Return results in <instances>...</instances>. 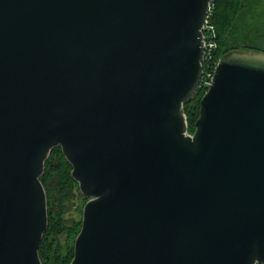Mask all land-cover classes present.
I'll return each instance as SVG.
<instances>
[{"label": "water", "instance_id": "obj_1", "mask_svg": "<svg viewBox=\"0 0 264 264\" xmlns=\"http://www.w3.org/2000/svg\"><path fill=\"white\" fill-rule=\"evenodd\" d=\"M212 0H0V264H43L61 147L88 198L70 264H264V50Z\"/></svg>", "mask_w": 264, "mask_h": 264}, {"label": "trees", "instance_id": "obj_2", "mask_svg": "<svg viewBox=\"0 0 264 264\" xmlns=\"http://www.w3.org/2000/svg\"><path fill=\"white\" fill-rule=\"evenodd\" d=\"M264 0H212L210 23L216 31L217 47L211 58L204 61V76L195 98L185 104L189 130H195L200 101L208 86L209 73L214 72L220 57L231 49L245 46L264 50ZM263 24V23H262ZM264 25V24H263ZM72 164L61 147L53 148L46 161L41 179L46 187L49 205V227L40 245L43 264H70L74 257V243L82 227V209L88 198L80 191L72 175ZM78 213L74 214L73 211Z\"/></svg>", "mask_w": 264, "mask_h": 264}, {"label": "built area", "instance_id": "obj_3", "mask_svg": "<svg viewBox=\"0 0 264 264\" xmlns=\"http://www.w3.org/2000/svg\"><path fill=\"white\" fill-rule=\"evenodd\" d=\"M211 11H212V3H211V6H210L209 15H208V18H207V21H206V26H205V59H204V61L207 58H211L213 51L217 47L216 31H215L214 26L210 23V20H209ZM213 73L214 72L209 73L208 76L206 77L205 84L208 87H209V85L211 83V79H212Z\"/></svg>", "mask_w": 264, "mask_h": 264}, {"label": "rangeland", "instance_id": "obj_4", "mask_svg": "<svg viewBox=\"0 0 264 264\" xmlns=\"http://www.w3.org/2000/svg\"><path fill=\"white\" fill-rule=\"evenodd\" d=\"M262 4H263L262 7L264 8V2H263ZM260 23H261V25L258 24V23L256 24V25H257L256 28H259L260 26H261V27H264V25H263V24H264V16L261 17V21H260ZM262 23H263V24H262ZM73 212H74V214L78 213V212L75 211V210H74ZM80 213H81V215H83V209H82V212H80Z\"/></svg>", "mask_w": 264, "mask_h": 264}]
</instances>
